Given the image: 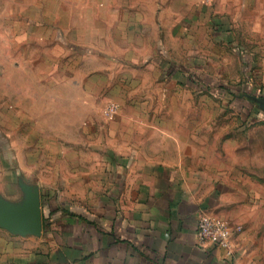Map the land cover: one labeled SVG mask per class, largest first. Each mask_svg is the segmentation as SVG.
I'll return each instance as SVG.
<instances>
[{
  "label": "rangeland",
  "instance_id": "1",
  "mask_svg": "<svg viewBox=\"0 0 264 264\" xmlns=\"http://www.w3.org/2000/svg\"><path fill=\"white\" fill-rule=\"evenodd\" d=\"M263 103L264 0H0V197L37 186L43 213L40 238L0 229V264L102 240L87 175L117 119L143 110L207 152L199 178L222 183L202 186L221 202L207 213L264 264Z\"/></svg>",
  "mask_w": 264,
  "mask_h": 264
},
{
  "label": "crops",
  "instance_id": "2",
  "mask_svg": "<svg viewBox=\"0 0 264 264\" xmlns=\"http://www.w3.org/2000/svg\"><path fill=\"white\" fill-rule=\"evenodd\" d=\"M158 118L143 110L113 123L112 142L103 149L104 154L108 150V157L96 173L87 175L86 197L82 198L102 201V240L70 244L66 250L82 251V257L55 262L259 264L260 259L250 254L251 244L245 241L233 237L229 250L198 241L197 224L202 216L226 221L207 213L221 202L202 189L222 183L199 178L197 171L207 152L196 145L192 133L164 129ZM77 185L84 188L82 182ZM99 187L100 192L96 191ZM76 192L73 189L72 193Z\"/></svg>",
  "mask_w": 264,
  "mask_h": 264
},
{
  "label": "water",
  "instance_id": "3",
  "mask_svg": "<svg viewBox=\"0 0 264 264\" xmlns=\"http://www.w3.org/2000/svg\"><path fill=\"white\" fill-rule=\"evenodd\" d=\"M261 106L264 109V103ZM19 185L23 193L21 202L12 203L0 197V229L14 236L40 238L43 232L40 189L23 181Z\"/></svg>",
  "mask_w": 264,
  "mask_h": 264
},
{
  "label": "built area",
  "instance_id": "4",
  "mask_svg": "<svg viewBox=\"0 0 264 264\" xmlns=\"http://www.w3.org/2000/svg\"><path fill=\"white\" fill-rule=\"evenodd\" d=\"M116 108L112 105L105 109L104 115L112 118L116 115ZM234 232L221 218L214 216H202L197 224V238L202 244L209 243L223 249H230Z\"/></svg>",
  "mask_w": 264,
  "mask_h": 264
},
{
  "label": "trees",
  "instance_id": "5",
  "mask_svg": "<svg viewBox=\"0 0 264 264\" xmlns=\"http://www.w3.org/2000/svg\"><path fill=\"white\" fill-rule=\"evenodd\" d=\"M224 89H222V91H223Z\"/></svg>",
  "mask_w": 264,
  "mask_h": 264
}]
</instances>
